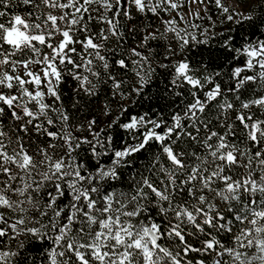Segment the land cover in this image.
<instances>
[{"label":"snow or ice","instance_id":"1","mask_svg":"<svg viewBox=\"0 0 264 264\" xmlns=\"http://www.w3.org/2000/svg\"><path fill=\"white\" fill-rule=\"evenodd\" d=\"M214 3L228 21L250 22L256 37L239 48L233 36L224 41L233 59L245 58L226 90L220 72L205 66L198 75L186 56L171 59L207 43L188 31L200 28L192 6L207 11L205 0H0V264H264V0H237L240 12ZM149 14L164 31L145 23L121 56L137 34L135 24L125 34L128 22ZM169 33L178 47L165 44L169 63L157 66L173 68L171 84H187L191 97L174 93L171 123L133 116L120 127L139 136L121 149L101 137L104 128L94 131L96 119L87 124L91 140L76 135L84 126L69 123L65 78L89 97L111 81L123 99L131 72L139 95L156 71L151 42ZM152 145L159 150L149 162L126 175Z\"/></svg>","mask_w":264,"mask_h":264},{"label":"trees","instance_id":"2","mask_svg":"<svg viewBox=\"0 0 264 264\" xmlns=\"http://www.w3.org/2000/svg\"><path fill=\"white\" fill-rule=\"evenodd\" d=\"M209 3L208 14L201 15L202 19L194 18L191 22L200 25V28L188 29L190 32H195L198 39H206L207 43H190L184 52L171 59L178 60L183 56H186L190 65L199 69V72L197 73L198 75L204 73L205 66L209 73L213 71L220 72L221 75L216 77V82H219L222 89L226 90L228 87L235 84V81L231 79L232 70L235 67L242 66L245 58L241 56L239 60L233 59L236 53L234 51L226 50L224 47V41L228 36H233L234 40L232 41V44L236 48H239L246 42V40L250 42L252 39L256 38L252 35L255 30L250 27V22L248 21H244L243 23H233L232 21H228L226 19L227 14H221V10L216 7L214 0H209ZM223 3L226 6H230V12L234 8L229 5V0H223ZM244 6L247 7L246 5ZM235 11L237 12L236 9ZM172 15L177 16L175 12H173ZM149 16L150 19L148 21H145L142 16H137L136 19L128 22V26L124 28L125 34L127 35L128 28L133 24L136 25L137 34L134 37H127L124 48L121 49L120 52L121 56L126 54L127 49L134 47L136 43L140 41L144 34L143 29L145 23H151L153 27H159L161 32L164 31V25L156 18L151 17V14H149ZM168 18L167 15H164V19ZM177 19H179V16H177ZM123 23L124 22L122 21V26ZM257 23L259 22L257 21ZM179 26L187 27L183 24H180ZM205 29L207 30V34L201 36L200 33ZM256 35L260 36L259 32H257ZM168 36V41L151 42V46L155 48V52L153 53L155 56V63L153 64V67H155L156 71L152 76L151 83L146 85L139 95L132 91L133 86L136 85V79L131 72L124 76V79L127 80V84L121 85V89L119 90L124 93L125 98L123 99L119 95L115 97L112 96L110 89L111 81L107 84L100 85L96 96L89 97L82 91L80 95H76L74 90L78 87L77 82L70 77L65 78V83L61 85V89L64 107L68 110L71 116L69 123L74 126L72 129L73 131H75V126L77 125L84 126L82 131L75 132L76 135L81 137L87 136L88 139L91 140L92 136L87 130V124L89 120L96 119L97 126L94 131H99L100 128H104L101 137L106 138L111 135L113 138V146L117 149H121L124 147L123 142L125 140H127L128 143H133L134 141L132 140V137L139 136V132L135 130L128 131L120 127V125L130 122L133 116L139 117L148 113L152 118H156L158 114H162L163 119L171 123L170 116L173 108L180 100V97L175 96L174 93L176 91L184 92V103L190 102L191 97L186 91V89L190 87L187 84H185L182 89H175L171 84L174 73L173 68L170 67L164 69L157 66L158 64L169 63L168 60L164 59V56L167 54L165 44L170 43L173 49H177L178 47L177 41L173 38L172 34L169 33ZM260 38L264 39V36H260ZM117 73H121V70L117 69L114 74ZM209 87H212V85H209ZM228 99H232L231 93H228ZM241 99L243 100L245 97H241ZM77 100L79 103L76 104L75 107H72L73 103ZM236 103L239 104V101H236ZM105 105L108 107L107 113L105 112ZM124 107L127 108V111H122V108ZM181 107H183V105H181ZM252 111L255 112L257 109L254 107ZM113 121L117 122L113 124ZM213 123H215V120ZM109 124H112L111 128L107 127ZM144 130L146 129H141V131ZM157 131H159V129ZM203 134L202 129L201 135ZM88 147L89 146L87 145H82L80 149V157L85 160V162L91 160V156L87 151ZM185 147H187V145H185ZM158 150V145H152L148 148L147 152L136 154V156L132 157L134 166L125 169V174L127 175L134 171L135 168H140L143 164H147L153 154ZM161 158L163 159V157ZM108 159V157L104 158L105 161ZM141 162H143V164ZM221 235L224 234L222 233ZM221 242L226 243V240H222ZM14 243L15 242H13V244ZM35 254L36 253H34V255Z\"/></svg>","mask_w":264,"mask_h":264},{"label":"rangeland","instance_id":"3","mask_svg":"<svg viewBox=\"0 0 264 264\" xmlns=\"http://www.w3.org/2000/svg\"><path fill=\"white\" fill-rule=\"evenodd\" d=\"M236 3H237V0H229V5H231L232 7H234V8L237 10V12H240V11H241V8H239V7H235ZM205 4H207V11L204 10V6H203V5H194V6H192V11H196L197 8H199V14H200V16H201V15H206V14H208L209 6H210L209 0H205ZM244 8H245V10H246V7H245V6H244ZM188 10H189V9H188V5H187V3H186V6L184 7L183 11H184V12H187ZM193 19H194V18H192V20H193ZM192 20H191L190 22H192ZM181 24H183L184 26H187V25H185L183 22H181Z\"/></svg>","mask_w":264,"mask_h":264}]
</instances>
